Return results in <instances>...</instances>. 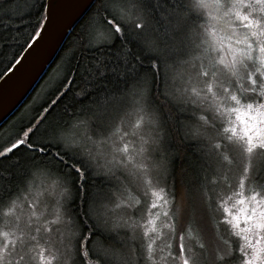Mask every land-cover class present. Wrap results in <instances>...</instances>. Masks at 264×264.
<instances>
[{"label": "rangeland", "instance_id": "374dc122", "mask_svg": "<svg viewBox=\"0 0 264 264\" xmlns=\"http://www.w3.org/2000/svg\"><path fill=\"white\" fill-rule=\"evenodd\" d=\"M223 2L228 3L229 0ZM225 11L224 8L219 12L213 10L211 15L216 19H211L209 12H204L201 16V30L194 29L190 34L193 37L190 46L194 47L195 51L193 57L176 65L166 84L168 98L177 107L181 106L183 114L198 121L193 126H187V134L192 139L207 141L211 150L212 144L222 145V150H216L218 172L217 178L210 182L209 195L212 200L209 202L215 223L220 229L219 234L223 242L230 247L232 238L245 235L242 228L246 227L244 218L249 207L246 200L243 204L238 203L239 200L245 199V195L237 196L236 193L250 194L253 187L251 184H246L244 189L239 186L238 181L242 178L240 169L246 164L249 167L256 166L259 170L264 156L249 158L245 155L241 160L236 147L231 150L228 148L233 141L239 143L245 126L254 122L255 114L231 102L226 105L221 90L229 77L220 71L212 73L213 65L222 55L226 61L231 59L227 49L224 53L217 51L223 44L228 43V37L231 35L225 23ZM233 26L236 27L239 37L243 38L244 30L237 25ZM197 30L199 31L196 32ZM62 67L59 65L47 78L41 80V88L36 93L32 105L26 109V114H30L31 109L42 101L44 95L61 78ZM202 71H208L209 76H199ZM229 76L232 80H239L243 72ZM209 88L212 89L211 92L208 91ZM117 106L110 107L114 112L108 110L111 119L103 124L97 126L96 121L92 119L86 123H76L71 132L74 142L83 149L72 154L89 165L94 177L100 178V174L111 177V185L118 196L114 195L111 197L113 200L103 202L102 215L108 219L107 225L103 219L97 225L103 229L112 227L114 232L126 231L125 239L117 241L114 237L116 243L119 242L128 256H136L140 250L144 257L142 264H173V258L176 257L181 243L189 254H198L205 245L201 235L195 230L175 237L173 199L166 181L168 166L162 146L163 133L157 115L148 106L146 94L143 93L139 100L130 98L127 107L117 110L118 114L115 111ZM232 107L237 108V111H228ZM209 117L212 119L209 120ZM218 125L221 126L219 131ZM225 128L233 129L235 135L232 132L226 133ZM198 129L202 134L200 137L192 134ZM8 135L9 133H3V139H7ZM125 146L129 149L127 155L123 152ZM145 191L149 205L147 208H144L145 205L141 206V199H145L146 204V198L143 197ZM152 192L157 193L159 199L152 196ZM62 193L63 189L59 188L52 178L35 175L23 192L1 211L0 264H39V256L42 255L41 251L45 250V244L38 243L42 235L38 229L46 225L45 216L54 219L61 214L62 209L58 204L62 200ZM49 201L56 203L49 208ZM153 202L158 205L155 209L150 208ZM134 211L136 214L132 215ZM237 217L238 219H234ZM229 220L233 222L226 223ZM131 248L137 251L133 252ZM51 250L55 252V248ZM42 259L48 264H57L55 256L47 254L46 251ZM122 259L120 250L117 249L118 262ZM175 264H179L178 258Z\"/></svg>", "mask_w": 264, "mask_h": 264}, {"label": "snow or ice", "instance_id": "6c2138e0", "mask_svg": "<svg viewBox=\"0 0 264 264\" xmlns=\"http://www.w3.org/2000/svg\"><path fill=\"white\" fill-rule=\"evenodd\" d=\"M12 2L13 0H0V8H8ZM37 3L39 0H34L31 8ZM39 6L41 8L39 19L35 21L31 34L24 41L19 52L13 54L8 63L0 70V83L14 74L32 48L41 40L49 20L48 6L43 3H39ZM113 7L115 16L109 19L98 15L89 24L86 39H78L75 46L76 48L108 46L107 54L101 59L84 61L83 79L85 85L78 87L73 93L76 98L83 101L90 92L96 91L99 103H95L94 109L91 108L90 116L96 121L97 126L111 119L108 111L110 107L118 105L120 108H124L127 107L130 98L139 100L143 96L145 83H147V92L150 89V78L140 71L141 56L136 54L135 50L126 42H122L118 48L112 47L114 40L123 34L121 23L133 25L138 30L136 33L138 46L143 48L146 54L160 58V63L153 62L151 64L153 73L159 75V71L163 67L160 53L162 42L155 34H150L145 30V22L136 6L129 2L116 3ZM221 8L226 9L224 18L231 35L228 37L227 44H223V40L221 41L223 46L217 51L224 53L227 49L231 59L226 61L225 56L222 55L213 65L212 73L220 71L229 77L221 90L226 105L231 102L255 114L254 122H249L245 126L239 143L233 141L228 145V148L231 150L236 147L241 155V160L245 155L249 158L264 156V0H229L228 3H224L223 0H192V9L200 16H203L207 11L211 19H216L211 15V12L213 10L219 12ZM232 17L235 19L233 20ZM182 25L183 22L176 32L171 33L173 38L176 37ZM233 25L244 30L243 38L239 37L236 27ZM240 45L244 47H240ZM21 53H23L22 56ZM237 55L239 58H236ZM217 65L221 67L218 68ZM241 71L243 76L239 80L230 79L229 74L235 75ZM107 76H115L120 81L127 80V95L114 90L109 92L110 86L105 81ZM199 76L207 78L209 72L202 71ZM63 82L67 83L66 76ZM60 88H63V83ZM60 88L57 89L56 95L39 106V111L31 116L24 127L17 131L16 126L13 125L7 139H3L0 135V160L12 158L14 163L19 164L20 160L14 154L24 149L28 154L25 178H31L34 173L47 176L52 178L59 188L63 189L62 200L58 204V207L62 209L61 214L54 219L45 216L46 225L38 229L42 233L38 243L45 244V250L41 251L42 255L39 256L41 257L39 264H48L42 259L45 251L47 254L55 256L57 264H142L144 257L140 250L138 255L128 256L122 246L115 247L104 239L93 236V233L98 229L97 223L103 219L107 225L108 219L102 215L104 203L100 200L99 195L90 201H85L83 198V194L87 190L85 181L88 169L82 167L75 157L69 159L71 153L83 151L82 147L74 142L71 135L73 129L68 124L41 129V125L52 110L49 105L55 107L59 102ZM208 91L211 92L212 89L209 88ZM101 93H104V103L100 102ZM109 95H113L112 100L108 99ZM228 111H237V108L232 107ZM211 119L209 117V120ZM220 127V125L217 126V131ZM204 131H208V129H204ZM224 131L232 132L235 135V131L231 128H225ZM192 134L197 137L202 136L199 129ZM211 147L214 153L218 148L222 150V145L219 144H212ZM123 152L127 155L129 152L127 146ZM3 171L0 169V180H3ZM145 171H147V167H145ZM240 175L242 178L239 179L238 184L242 189L246 187V184L253 185L250 194L236 193L237 196L245 195V199L239 200L238 203L243 204L246 200L249 204L244 218L246 227L242 228L245 235L232 238L230 247L225 245L222 249L216 250L211 262L208 261L206 247L202 246V250L198 254L191 255L181 243L176 257L173 258V264L177 258L179 264H264V160H261L259 170L256 166L242 165ZM77 191L81 194L82 201L79 219L72 214L69 207L74 193ZM151 195L157 196V193L152 192ZM143 197L146 198V204L145 199H141V206L145 205L144 208H147L149 207L147 191ZM157 198L159 199L158 196ZM55 203V201H49V208ZM4 204L5 197L0 196V207H3ZM157 207L158 205L154 202L150 205L152 209ZM135 214L136 211L132 213V215ZM234 219H238V217ZM232 222V220L226 221V223ZM99 230L115 235L118 233L114 232L112 227ZM123 235L126 236L127 232L125 231ZM48 245L51 247H47ZM52 248H55L54 253ZM117 249L120 250V256L123 258L119 262ZM131 249L133 252L137 251V249Z\"/></svg>", "mask_w": 264, "mask_h": 264}, {"label": "trees", "instance_id": "16d2710c", "mask_svg": "<svg viewBox=\"0 0 264 264\" xmlns=\"http://www.w3.org/2000/svg\"><path fill=\"white\" fill-rule=\"evenodd\" d=\"M129 2L133 3L139 10L145 22V29L150 34H155L162 42L160 49L163 61L162 70L159 71V75L153 73L151 64L153 62L160 63V58L146 54L143 48L138 46L136 36L138 30L131 24L121 23L123 34L114 40L112 47L114 49L118 48L122 42H126L135 50L136 54L141 56L140 71L150 78L149 92H147V83H145L144 93L147 96L149 108L157 115L163 133L162 146L168 166L166 181L171 189L173 199L175 237L184 233L189 234L191 230H195L201 235L204 247L208 250V261L211 262L215 251L226 245L219 234L220 229L215 223L209 202V200H212L209 195L210 182L217 178L218 155L210 149L207 141L192 139L187 134V126H193L198 121L194 117L189 118L183 114L182 109L180 110L181 106L177 107L168 98L166 84L175 66L190 60L195 52L194 47L190 46L193 41L190 34L194 29L202 28V18L192 9L191 0H96L68 35L61 50L41 80L47 78L59 65L63 66L61 78L44 95L42 101L31 109L30 114H26V109L32 105L36 93L41 88L42 82L40 81L25 102L0 127V135L3 133L10 134L13 125L16 126L17 131L24 127L31 116L39 111V106L57 94V89L60 88L62 83L63 88H60L59 102L55 107L49 105L52 110L41 125V129L64 124H68L72 128L76 123H86L93 119L90 116L91 108L94 109L95 103H99L96 91L90 92L89 96L83 101L76 98L73 93L78 87H84L85 85L83 79L84 61L101 59L107 54L108 46L103 48H76L75 46L78 39H86L90 22L95 20L98 15L111 19L115 16L113 6L116 3ZM33 3L34 0H13L8 8H0V70L8 63L13 54L19 52L20 47L31 34L35 21L39 19L41 12L39 3L45 4V0H39V3L31 8ZM182 22L183 25L178 34L173 38L171 33L176 32ZM65 76L67 77V83L63 82ZM105 81L110 86L109 92L114 90L127 95V80L120 81L115 76H107ZM113 95H109L108 99L112 100ZM100 102H105L104 93L100 95ZM119 108L117 106L115 111L117 112ZM108 110L113 111L111 108ZM14 156L19 158V164L14 163L12 158L0 160V169L4 170L3 180H0V185H2L0 196L5 197V204L0 207V214L23 192L36 175L34 173L31 178H25L28 154L24 149L16 152ZM73 157L75 156L71 153L69 159ZM78 163L88 169L87 180L85 181L87 190L83 194L84 200L90 201L96 198L97 195H99L102 202L113 200L111 197H114L116 192L111 185V177L108 178L102 174H100V178L94 177L89 165L80 160H78ZM116 197L118 196L116 195ZM81 206V194L77 191L69 204L72 214L77 219H79ZM96 227L98 229L93 233V236L104 239L115 247H120V245L119 242L116 243L114 237L118 241L125 239L127 236L119 232L117 235H112L99 230L103 228L98 225Z\"/></svg>", "mask_w": 264, "mask_h": 264}, {"label": "water", "instance_id": "95a60500", "mask_svg": "<svg viewBox=\"0 0 264 264\" xmlns=\"http://www.w3.org/2000/svg\"><path fill=\"white\" fill-rule=\"evenodd\" d=\"M95 1L45 0L49 22L41 40L14 74L0 83V127L29 97L52 65L68 35Z\"/></svg>", "mask_w": 264, "mask_h": 264}]
</instances>
